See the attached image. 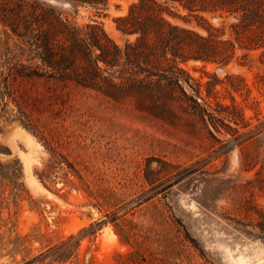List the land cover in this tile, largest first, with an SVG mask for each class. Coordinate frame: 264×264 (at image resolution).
I'll return each instance as SVG.
<instances>
[{
  "label": "rangeland",
  "instance_id": "374dc122",
  "mask_svg": "<svg viewBox=\"0 0 264 264\" xmlns=\"http://www.w3.org/2000/svg\"><path fill=\"white\" fill-rule=\"evenodd\" d=\"M49 1L119 45L134 38L114 19L136 0ZM168 7L172 24L202 36L209 24L234 43L225 64L180 63L200 107L161 94L112 100L78 86H16L59 156L12 103L0 112V264L52 246L66 247L54 264H264V63L258 49L239 47L230 11Z\"/></svg>",
  "mask_w": 264,
  "mask_h": 264
},
{
  "label": "trees",
  "instance_id": "16d2710c",
  "mask_svg": "<svg viewBox=\"0 0 264 264\" xmlns=\"http://www.w3.org/2000/svg\"><path fill=\"white\" fill-rule=\"evenodd\" d=\"M55 1L74 9L108 2ZM170 3L179 4L189 14L217 8L230 11L236 19L231 31L239 47L258 49L264 63V0H136L124 15L114 19L122 34L134 35L123 45L96 21L74 24L49 0H0V112L9 113L12 103L19 121L32 128L57 157L55 148L21 104L16 88L21 82L78 86L112 100L126 91L151 99L161 94L180 100L185 110L200 107L194 94L184 87L190 85V77L180 63L200 60L225 64L234 43L221 40L219 29L209 24L206 36L172 24L166 18L171 13ZM38 177L43 183L51 179L44 173ZM65 250L52 246L20 264H39L47 258L44 264H54Z\"/></svg>",
  "mask_w": 264,
  "mask_h": 264
},
{
  "label": "bare ground",
  "instance_id": "6f19581e",
  "mask_svg": "<svg viewBox=\"0 0 264 264\" xmlns=\"http://www.w3.org/2000/svg\"><path fill=\"white\" fill-rule=\"evenodd\" d=\"M25 165H26V163H25ZM27 172H28V171H27ZM27 172H26V173H27ZM28 181H31V178H29ZM30 183H31V182H30ZM34 184H35V183H33V185H34ZM34 186H36V184H35ZM36 189H37V188H36Z\"/></svg>",
  "mask_w": 264,
  "mask_h": 264
}]
</instances>
